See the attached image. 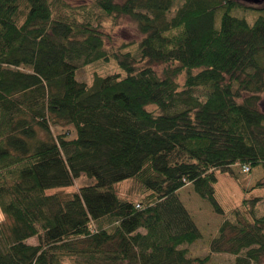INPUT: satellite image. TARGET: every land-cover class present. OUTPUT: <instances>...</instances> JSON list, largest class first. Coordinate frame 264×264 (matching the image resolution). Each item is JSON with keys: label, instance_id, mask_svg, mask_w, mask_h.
<instances>
[{"label": "trees", "instance_id": "trees-1", "mask_svg": "<svg viewBox=\"0 0 264 264\" xmlns=\"http://www.w3.org/2000/svg\"><path fill=\"white\" fill-rule=\"evenodd\" d=\"M123 18L141 38L110 44ZM112 60L91 82L76 76ZM262 94L264 7L0 0V264H264L261 195L232 209L203 256L184 246L201 232L179 196L189 183L225 214L217 172L236 164L262 168L247 193L264 188ZM81 176L67 196L50 192Z\"/></svg>", "mask_w": 264, "mask_h": 264}, {"label": "rangeland", "instance_id": "rangeland-1", "mask_svg": "<svg viewBox=\"0 0 264 264\" xmlns=\"http://www.w3.org/2000/svg\"><path fill=\"white\" fill-rule=\"evenodd\" d=\"M72 2H80L81 0H71ZM83 1V0H82ZM241 5L253 6V7H264V0H239ZM239 14H243V11L238 10ZM247 15L255 16V12H247ZM250 21H253L251 18ZM136 27L132 21L128 18L120 19L117 25L109 24L107 26V31L111 34L112 42L110 44L116 43L120 44L125 41H137L141 38V35L136 31ZM158 69V67H156ZM117 64L115 61H98L93 64L86 66H81L77 72V78L81 81L91 82L93 76L96 74H106L111 71L117 70ZM261 108L264 110V94L261 95ZM261 167H255L252 171L244 172L242 166L239 164L234 165V172L229 171H219V180L216 184V198L219 203L226 210L225 214L216 213L210 203L201 198L194 191L192 185L186 184L179 190V196L181 197L183 203L190 212L192 218L197 224L200 232L201 238L196 240L191 244H186L184 246L188 247L192 255H206L209 253L208 241L212 237L217 235L219 224L231 213L232 209L239 206L244 197L249 198L255 195L262 196V202L258 206V213L263 214L264 212V188H254L249 193L246 192L247 189H251L260 180ZM90 182V179L85 176L78 178L75 183L71 186L53 188L50 192H57L62 196H67L78 188L79 185ZM131 182L126 181L118 186V190L121 192H127L130 190ZM122 194V193H121ZM5 218L2 210L0 209V221ZM31 243L36 240L32 238L29 240ZM211 261L208 264H234V256H230L227 253H212Z\"/></svg>", "mask_w": 264, "mask_h": 264}, {"label": "built area", "instance_id": "built-area-1", "mask_svg": "<svg viewBox=\"0 0 264 264\" xmlns=\"http://www.w3.org/2000/svg\"><path fill=\"white\" fill-rule=\"evenodd\" d=\"M242 170H243L244 172H248V170H249V167H248V166H246V165H243V166H242Z\"/></svg>", "mask_w": 264, "mask_h": 264}, {"label": "water", "instance_id": "water-1", "mask_svg": "<svg viewBox=\"0 0 264 264\" xmlns=\"http://www.w3.org/2000/svg\"><path fill=\"white\" fill-rule=\"evenodd\" d=\"M256 1H258V0H256Z\"/></svg>", "mask_w": 264, "mask_h": 264}]
</instances>
